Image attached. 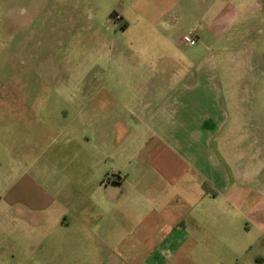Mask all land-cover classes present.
<instances>
[{
	"label": "crops",
	"instance_id": "crops-1",
	"mask_svg": "<svg viewBox=\"0 0 264 264\" xmlns=\"http://www.w3.org/2000/svg\"><path fill=\"white\" fill-rule=\"evenodd\" d=\"M160 3L243 26L129 46L112 88L74 94L71 154L0 174V264H264V0Z\"/></svg>",
	"mask_w": 264,
	"mask_h": 264
},
{
	"label": "rangeland",
	"instance_id": "rangeland-1",
	"mask_svg": "<svg viewBox=\"0 0 264 264\" xmlns=\"http://www.w3.org/2000/svg\"><path fill=\"white\" fill-rule=\"evenodd\" d=\"M161 7L160 0H0L1 175L16 158L27 163L21 170L32 167L41 146L71 154L63 150L67 135L81 131V116L68 112L71 97L112 88L128 73L129 46L164 45L174 54L173 45L191 46L182 38L195 25L205 41L220 42L239 36L244 22L162 17Z\"/></svg>",
	"mask_w": 264,
	"mask_h": 264
},
{
	"label": "built area",
	"instance_id": "built-area-1",
	"mask_svg": "<svg viewBox=\"0 0 264 264\" xmlns=\"http://www.w3.org/2000/svg\"><path fill=\"white\" fill-rule=\"evenodd\" d=\"M183 41L191 46H194L198 43V38L194 31H190L183 36Z\"/></svg>",
	"mask_w": 264,
	"mask_h": 264
},
{
	"label": "trees",
	"instance_id": "trees-1",
	"mask_svg": "<svg viewBox=\"0 0 264 264\" xmlns=\"http://www.w3.org/2000/svg\"><path fill=\"white\" fill-rule=\"evenodd\" d=\"M113 14V13H112Z\"/></svg>",
	"mask_w": 264,
	"mask_h": 264
}]
</instances>
